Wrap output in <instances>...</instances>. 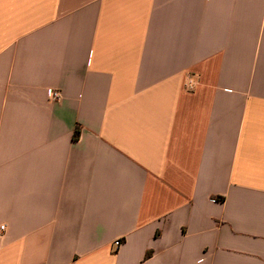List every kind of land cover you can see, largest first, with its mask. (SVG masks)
Wrapping results in <instances>:
<instances>
[{
	"label": "crops",
	"instance_id": "obj_1",
	"mask_svg": "<svg viewBox=\"0 0 264 264\" xmlns=\"http://www.w3.org/2000/svg\"><path fill=\"white\" fill-rule=\"evenodd\" d=\"M1 226L0 264H264V0H0Z\"/></svg>",
	"mask_w": 264,
	"mask_h": 264
},
{
	"label": "built area",
	"instance_id": "obj_2",
	"mask_svg": "<svg viewBox=\"0 0 264 264\" xmlns=\"http://www.w3.org/2000/svg\"><path fill=\"white\" fill-rule=\"evenodd\" d=\"M194 88H195V83H194L192 80H189L188 83H187V85H186V89H187L188 91H193ZM49 98H50L51 101H53V102H57V101H59V100L61 99V95H60V93H59L58 91H56V90H50V92H49ZM0 229H1V230H4L5 227H4V226H1ZM114 245H115L116 247H120L121 242L118 240V241H116V242L114 243Z\"/></svg>",
	"mask_w": 264,
	"mask_h": 264
}]
</instances>
